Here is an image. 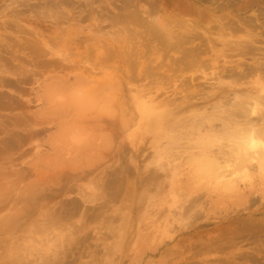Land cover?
<instances>
[{"label":"rangeland","instance_id":"rangeland-1","mask_svg":"<svg viewBox=\"0 0 264 264\" xmlns=\"http://www.w3.org/2000/svg\"><path fill=\"white\" fill-rule=\"evenodd\" d=\"M260 63L264 0H3L0 264H264Z\"/></svg>","mask_w":264,"mask_h":264},{"label":"bare ground","instance_id":"bare-ground-1","mask_svg":"<svg viewBox=\"0 0 264 264\" xmlns=\"http://www.w3.org/2000/svg\"><path fill=\"white\" fill-rule=\"evenodd\" d=\"M156 37V36H155ZM201 37V36H200ZM202 38V37H201ZM186 59V58H185ZM259 68H257L260 70V72L263 71L264 73V64L262 65L261 63L258 65ZM254 70V69H253ZM248 71V70H247ZM249 73V72H248ZM257 73V72H256ZM248 75V74H247ZM251 75V74H250ZM232 77V76H231ZM234 77V76H233ZM264 81V80H263ZM255 90H251L250 92L256 91V96L253 97L251 96L250 99H254V100H261L264 102V95H260L258 94L259 92H262L264 90V84L261 85V88H254ZM253 94V93H252ZM232 96V95H231ZM247 104L249 105L250 103L247 102ZM251 105V104H250ZM253 106V105H252ZM260 109V108H259ZM227 112V111H226ZM258 113L257 110H254L253 108L251 109H239L238 112L237 111H233V112H227L226 114L229 115V125L231 124L233 127L230 128H234V131L230 134H228L226 140L230 141V139H234L237 140V142H235L237 145H235V149H233L232 151H230L229 153L227 151H223L221 152V154L223 155H227L228 156H233L235 159H239L241 161V163L244 162V164L246 163V158H244L243 156H245V154L243 155V153L245 151H252V150H262L261 154L264 156V143L261 141V139L264 140V112L260 115H258L259 117H254L253 115L255 113ZM259 114V113H258ZM225 124V125H227ZM224 125V124H223ZM218 127V126H217ZM221 127V126H220ZM219 127V128H220ZM241 151V152H240ZM237 152V153H236ZM240 155V157H238L237 155ZM239 161V162H240ZM251 162H253L251 160ZM248 163V162H247ZM250 163V162H249ZM240 164V163H239ZM243 164V165H244ZM214 165V164H213ZM212 165V166H213ZM220 165H224L223 163ZM219 165V166H220ZM245 165H250V164H245ZM211 164H207V166L205 167L206 170L208 169H212ZM225 166H230V165H225ZM238 166V165H236ZM256 166V165H255ZM214 167V166H213ZM234 167V166H233ZM244 167V166H243ZM251 167V166H250ZM219 168V167H218ZM231 168V167H230ZM238 168H241L238 167ZM252 168V167H251ZM256 168V167H255ZM253 171V170H252ZM232 172V171H230ZM244 172V171H243ZM251 172V171H250ZM257 174V171L255 172ZM239 174V173H237ZM243 173H240L239 175H241ZM245 174V173H244ZM234 175V174H233ZM237 176V175H236ZM242 176V175H241ZM241 176H238L239 178ZM245 176V175H244ZM235 177V178H238ZM242 178V177H241ZM263 178V177H262ZM239 180V179H238ZM235 181V180H234ZM195 199V198H194Z\"/></svg>","mask_w":264,"mask_h":264},{"label":"crops","instance_id":"crops-1","mask_svg":"<svg viewBox=\"0 0 264 264\" xmlns=\"http://www.w3.org/2000/svg\"><path fill=\"white\" fill-rule=\"evenodd\" d=\"M3 0H0V3L2 2Z\"/></svg>","mask_w":264,"mask_h":264}]
</instances>
